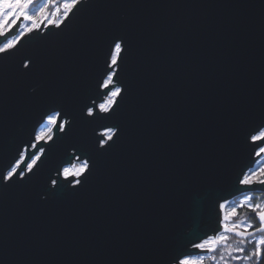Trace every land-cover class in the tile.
Returning a JSON list of instances; mask_svg holds the SVG:
<instances>
[{"label":"water","instance_id":"1","mask_svg":"<svg viewBox=\"0 0 264 264\" xmlns=\"http://www.w3.org/2000/svg\"><path fill=\"white\" fill-rule=\"evenodd\" d=\"M117 34L131 45L117 77L128 91L107 123L124 132L70 190L58 170L97 146L101 129L80 110L100 102ZM262 105L264 0H83L60 29L42 26L0 58V171L46 114L72 121L36 176L0 190V259L170 264L174 249L212 234L222 199L246 193L238 179L256 160Z\"/></svg>","mask_w":264,"mask_h":264},{"label":"snow or ice","instance_id":"2","mask_svg":"<svg viewBox=\"0 0 264 264\" xmlns=\"http://www.w3.org/2000/svg\"><path fill=\"white\" fill-rule=\"evenodd\" d=\"M82 3L83 0H0V58L19 52L25 37L39 32L42 26L60 29ZM17 27L21 28L19 32H15ZM126 50L131 51L126 36L113 35L110 51L106 54L107 69L100 74L99 88L103 90L100 102L93 100L91 106L85 105L80 110L82 120L101 130L96 139L97 146L91 153H85L87 158L80 155L69 157L58 170V175L68 182L70 190L84 187V182L96 167L94 157L111 149L124 132L120 123L107 122L118 119L117 109L128 91L126 85L122 86L117 81L118 69L126 59ZM33 64L31 58L22 60L21 70L31 71ZM22 74L27 75L28 72ZM67 115L63 110H52L42 118V123L38 122L39 127L34 126L29 140L17 145L14 160L9 161L6 170L0 171V190L26 183L30 179L29 174L37 175L42 158L57 143V134H64L61 140L69 135L72 121L65 118ZM260 115L264 121V105ZM95 131L96 128H93ZM250 140L256 145L255 155L264 154V123L252 130ZM51 185L57 188L58 181L52 179ZM238 185L243 186L240 191L264 194V166L255 170L249 167L242 172ZM245 209L250 221L236 223L240 211ZM217 216V226L212 234L206 233L198 242L190 241L182 249H174L170 264H264V195L260 199L255 195H245L234 204L222 199L218 203ZM233 237L237 238L236 247L229 243ZM3 253L4 247L0 244V256ZM0 264H4L3 259H0Z\"/></svg>","mask_w":264,"mask_h":264},{"label":"rangeland","instance_id":"3","mask_svg":"<svg viewBox=\"0 0 264 264\" xmlns=\"http://www.w3.org/2000/svg\"><path fill=\"white\" fill-rule=\"evenodd\" d=\"M20 30H21V28H20V27H17V28L15 29V32H19ZM9 38H11V37L9 36ZM255 156H256V155H255ZM262 162H264V154H261L260 156H256V160H255V163H254L252 169H254L256 165H258L259 167L256 166L255 169H258V168L264 166V163H262ZM260 163H262V164L259 165ZM245 195H255V196L257 197V199H258V197H260V193H259V192H256V193H253V192H246V193L239 194V195H237L236 197H234V199H231V200H228V201H230L231 203L234 204V203H236V202L242 200V199L244 198ZM227 210H228V209H225V211H227ZM247 215H248V214H247V210H246V209H245V210H241V211H240V214H239V216L237 217V219H236L235 222H236V223H240V222H249V220L247 219V218H248ZM229 243L231 244L232 247H236V246H237V238H235V237L231 238V239L229 240ZM202 254H203V253H202ZM209 264H210V262H209Z\"/></svg>","mask_w":264,"mask_h":264},{"label":"trees","instance_id":"4","mask_svg":"<svg viewBox=\"0 0 264 264\" xmlns=\"http://www.w3.org/2000/svg\"><path fill=\"white\" fill-rule=\"evenodd\" d=\"M262 163H264V162H262ZM262 163H260L259 165H261ZM256 166L259 167L258 165H256ZM256 166H255V168H256ZM255 168L253 170H255ZM262 195H264V194L260 193V197H258V199H260L262 197ZM247 217H248L247 219L250 221V218L248 215H247ZM249 247H251V245Z\"/></svg>","mask_w":264,"mask_h":264},{"label":"bare ground","instance_id":"5","mask_svg":"<svg viewBox=\"0 0 264 264\" xmlns=\"http://www.w3.org/2000/svg\"><path fill=\"white\" fill-rule=\"evenodd\" d=\"M47 28V27H44V29Z\"/></svg>","mask_w":264,"mask_h":264}]
</instances>
